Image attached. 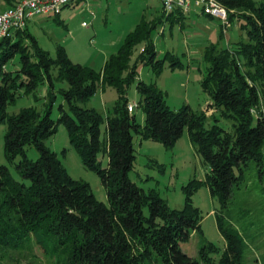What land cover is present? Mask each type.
<instances>
[{
	"label": "trees",
	"instance_id": "1",
	"mask_svg": "<svg viewBox=\"0 0 264 264\" xmlns=\"http://www.w3.org/2000/svg\"><path fill=\"white\" fill-rule=\"evenodd\" d=\"M218 1L226 6L229 23L235 19L245 34L226 47L211 43L203 53L208 65L202 86L211 97L210 107L220 111L228 126L209 123L205 112L189 105L170 108L154 83L137 78L141 63H151L156 74L162 70L168 56L157 59L151 31L164 20L185 18L179 11L162 12L156 20L142 18L99 71L73 62L62 45L51 56L27 26L12 29L0 39V122L7 125L4 151L21 178L0 164V247L33 241L54 262L58 251L64 253V264H147L153 260L159 264H243L246 243L236 228L224 224L221 215L216 220L223 249L208 242L201 249L200 262L180 248L193 231L202 232V215L191 196L202 182L225 202L253 160L256 178L264 187V0ZM224 31L222 27L219 36ZM140 43L143 50L132 63L134 47ZM169 65L181 63L173 58ZM131 83L142 95L143 125L127 110L126 91ZM40 86L46 87L45 93L37 96ZM106 86L116 90L117 100L104 118L81 103ZM24 94H32L35 101L42 99L41 106L8 113L7 105ZM57 95L61 102L54 119ZM60 123L83 165L99 175L107 204L95 197L87 182L71 178L57 153L45 145ZM184 128L208 171L204 180L192 179L183 185V207L171 208L155 192L130 179L133 138L136 134L169 147ZM28 146L38 150L36 159L28 157ZM99 154L107 157L105 166ZM212 252H217V259Z\"/></svg>",
	"mask_w": 264,
	"mask_h": 264
},
{
	"label": "rangeland",
	"instance_id": "2",
	"mask_svg": "<svg viewBox=\"0 0 264 264\" xmlns=\"http://www.w3.org/2000/svg\"><path fill=\"white\" fill-rule=\"evenodd\" d=\"M11 1L0 0V12L12 4ZM161 13L159 0H81L74 6L63 7L59 14H35L26 20V26L39 45L51 56L55 55L57 46L62 45L73 62L99 71L110 54L118 50L126 35L142 18L150 20L155 15L156 20ZM184 17L182 20H164L165 22L152 29L157 59L164 56L168 58L166 57L158 74L153 71L151 63L138 64L137 78L148 84L154 83L170 108L189 105L194 111L205 112L209 123L228 126L229 121L220 111L210 107L211 97L202 86L201 80L208 65L203 53L211 43L226 47L245 34L238 28L235 19L223 26L220 19L210 18L194 6ZM82 21L86 22V26L82 25ZM222 27L225 31L219 36ZM142 47V43L134 47L130 59L132 63ZM173 58L179 60L181 65L171 67L169 63ZM45 88L38 87L35 94L44 95ZM126 97L128 103L135 104L132 114L136 122L143 125L145 113L141 106L142 95L135 83L128 86ZM116 100V90L112 86H106L98 89L81 105L95 108L105 118L112 111ZM41 101L42 99L35 101L32 94H24L7 105V112L15 113L30 105L40 107ZM60 102L61 98L57 95L51 114L54 119L58 115L57 106ZM262 106L264 112L263 102ZM214 118L217 120L214 121ZM104 128L105 124L102 123V135ZM6 131V123L0 122V164L7 165L11 174L20 180L15 166L6 161ZM133 143L135 160L129 172L130 179L146 191L155 192L169 207H183L186 194L182 186L192 179L204 180L208 171L207 164L191 143L187 130L184 128L182 135L169 147L160 141L141 138L136 134ZM45 145L57 153L71 178L87 182L95 197L107 204L106 191L99 175L83 165L63 124H58L56 132L45 140ZM26 152L33 160L39 156L38 150L33 146H28ZM98 157L102 166H105L107 157L102 154ZM191 196L193 204L200 209L202 215V232L193 231L187 241L181 242L180 248L183 252L202 262L201 249L208 242L223 249L224 238L216 220L217 215H221L224 224L236 228L246 243L243 264H264V187L256 178V164L253 160L248 161L243 180L232 188L225 202L218 195L211 194L209 187L203 182L194 189ZM56 254L57 259L54 262L55 258L49 257L37 243L24 241L16 247L1 246L0 262L64 264L65 254L60 251ZM210 255L214 259L218 258L217 252ZM147 264L159 263L153 260Z\"/></svg>",
	"mask_w": 264,
	"mask_h": 264
},
{
	"label": "built area",
	"instance_id": "3",
	"mask_svg": "<svg viewBox=\"0 0 264 264\" xmlns=\"http://www.w3.org/2000/svg\"><path fill=\"white\" fill-rule=\"evenodd\" d=\"M81 0H12V4L0 12V39L12 29H22L26 20L35 14H59L63 7L74 6ZM166 14L179 11L187 14L193 6L205 14L218 18L223 24L229 23L228 12L218 0H159ZM86 26V22L82 21ZM143 50V48H141ZM135 104L128 103L127 110L133 112Z\"/></svg>",
	"mask_w": 264,
	"mask_h": 264
},
{
	"label": "crops",
	"instance_id": "4",
	"mask_svg": "<svg viewBox=\"0 0 264 264\" xmlns=\"http://www.w3.org/2000/svg\"><path fill=\"white\" fill-rule=\"evenodd\" d=\"M163 12V11H162ZM34 16V15H33ZM32 17V16H31ZM153 19H155V15H153V18L152 19H150V20H153Z\"/></svg>",
	"mask_w": 264,
	"mask_h": 264
}]
</instances>
